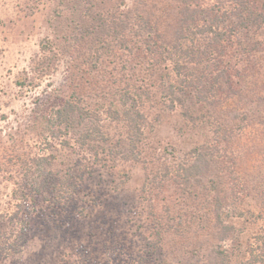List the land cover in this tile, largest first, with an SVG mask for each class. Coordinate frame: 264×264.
Here are the masks:
<instances>
[{"label": "rangeland", "instance_id": "rangeland-1", "mask_svg": "<svg viewBox=\"0 0 264 264\" xmlns=\"http://www.w3.org/2000/svg\"><path fill=\"white\" fill-rule=\"evenodd\" d=\"M119 6V0H0V264H245V243L261 222L236 221L244 232L240 244L227 239L218 258V232L200 217L199 199L183 198L178 184L146 192L140 164L120 158L103 167L51 131L49 118L70 97L72 78L84 72L85 91L93 93L103 77L114 76L112 56L99 69L87 63L98 46L87 28L97 25L96 14ZM260 67L255 93L264 96ZM251 95L237 107L261 109ZM98 100L85 95L82 103L100 108ZM221 108L224 118L233 110ZM161 110L158 119V110L147 111L149 141L183 158L205 130H189L179 110ZM108 130L119 133L113 125ZM237 143V165L250 171L248 134ZM17 230L24 233L15 238ZM12 241L16 250L5 255Z\"/></svg>", "mask_w": 264, "mask_h": 264}, {"label": "trees", "instance_id": "trees-1", "mask_svg": "<svg viewBox=\"0 0 264 264\" xmlns=\"http://www.w3.org/2000/svg\"><path fill=\"white\" fill-rule=\"evenodd\" d=\"M119 1L115 11L96 14L97 25L87 28L98 45L87 63L99 69L112 56L114 76L103 77L93 93L85 91L84 72L72 78L70 97L49 118L51 131L63 133L67 147L72 141L103 167L120 158L140 164L146 192L155 184H178L183 198L199 199L200 217L205 224L213 221L208 227L218 232L217 250L227 239L240 244L244 232L236 221L261 222L245 243L244 262L264 264V157L257 159L264 154V96L255 93L261 81L257 69L264 63V0ZM248 93L262 102L261 109L237 107ZM85 95L99 98L100 108L83 104ZM223 105L233 109L227 118ZM160 107L179 110L189 130H205L183 158L149 141L147 111L158 110V119ZM112 125L117 136L108 130ZM244 133L248 154L255 157L250 171L236 161ZM17 245L12 241L2 250L10 255ZM222 249L216 250L218 258Z\"/></svg>", "mask_w": 264, "mask_h": 264}]
</instances>
